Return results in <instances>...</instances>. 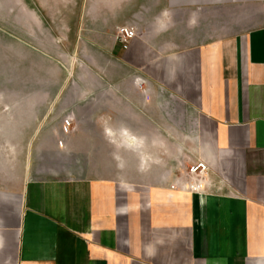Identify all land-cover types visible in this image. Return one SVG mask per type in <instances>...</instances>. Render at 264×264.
Here are the masks:
<instances>
[{"label": "crops", "instance_id": "obj_1", "mask_svg": "<svg viewBox=\"0 0 264 264\" xmlns=\"http://www.w3.org/2000/svg\"><path fill=\"white\" fill-rule=\"evenodd\" d=\"M36 1L40 53L87 65L70 127L26 125L35 178L0 173V264H264V0Z\"/></svg>", "mask_w": 264, "mask_h": 264}, {"label": "rangeland", "instance_id": "obj_2", "mask_svg": "<svg viewBox=\"0 0 264 264\" xmlns=\"http://www.w3.org/2000/svg\"><path fill=\"white\" fill-rule=\"evenodd\" d=\"M40 12L36 0H0V173L2 177L11 164L18 175L23 169L24 181L35 178L27 171L29 162L25 159L32 147L27 138L34 129L26 125L34 124L33 111L37 108L46 110L51 115L48 121L53 125L56 121L63 124L66 119L73 123V115L67 112L63 98L70 88L78 86L79 71L87 65L78 49L74 53L75 49L65 47L63 53L66 58L57 55L54 61L40 53L38 44L52 45L49 33L40 32L37 37L36 13ZM124 26L135 27L137 37L141 36L135 19L120 27ZM47 27L50 28L49 25ZM120 27L114 36L117 43ZM133 81L149 85L138 73H134ZM185 155L182 161H177V167L182 170H177L181 172L180 178L191 183L195 178L192 180L187 176L186 168L198 159L192 144H189Z\"/></svg>", "mask_w": 264, "mask_h": 264}, {"label": "built area", "instance_id": "obj_3", "mask_svg": "<svg viewBox=\"0 0 264 264\" xmlns=\"http://www.w3.org/2000/svg\"><path fill=\"white\" fill-rule=\"evenodd\" d=\"M138 31L135 27L132 26H124L120 27L118 30V41L122 45L124 49H128L130 43L137 38ZM72 121L70 119H66L63 122L65 127H70ZM187 176L191 178H195L199 182L202 177L209 172V166L200 158L193 162L190 167L186 168Z\"/></svg>", "mask_w": 264, "mask_h": 264}, {"label": "bare ground", "instance_id": "obj_4", "mask_svg": "<svg viewBox=\"0 0 264 264\" xmlns=\"http://www.w3.org/2000/svg\"><path fill=\"white\" fill-rule=\"evenodd\" d=\"M131 142V141H130ZM133 142V141H132ZM130 144V143H129ZM194 186V185H193ZM196 186V185H195ZM196 190V189H195Z\"/></svg>", "mask_w": 264, "mask_h": 264}]
</instances>
